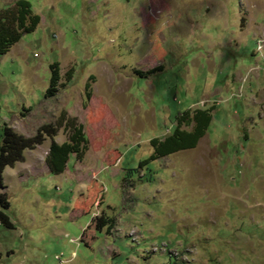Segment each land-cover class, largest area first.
Wrapping results in <instances>:
<instances>
[{
    "label": "rangeland",
    "instance_id": "1",
    "mask_svg": "<svg viewBox=\"0 0 264 264\" xmlns=\"http://www.w3.org/2000/svg\"><path fill=\"white\" fill-rule=\"evenodd\" d=\"M28 1L41 22L0 55V140L65 119L4 172L0 264H264V0ZM210 108L195 148L156 151ZM73 118L88 147L54 175Z\"/></svg>",
    "mask_w": 264,
    "mask_h": 264
},
{
    "label": "trees",
    "instance_id": "2",
    "mask_svg": "<svg viewBox=\"0 0 264 264\" xmlns=\"http://www.w3.org/2000/svg\"><path fill=\"white\" fill-rule=\"evenodd\" d=\"M40 22V16L34 13L32 4L28 0H17L12 6L0 10V55L7 54L15 44L20 42L24 34L34 32ZM57 66L58 64L53 65L54 73L51 78V86L45 97L52 93L53 88L58 83ZM212 111L213 108L198 109L191 115L189 109L179 115L176 119L175 130L164 143L153 140L156 151L162 155H167L172 152L195 148L212 122ZM64 119L62 118L58 125L44 124L40 126L37 133L31 137L18 134L9 125H4L0 140V222L7 228L13 229L14 225L6 213L10 208V201L4 183L6 168L13 167L18 162H23L24 152L34 150L44 142L46 136L54 138L57 135L58 128L63 125ZM184 123L188 126L193 124L192 130H182L181 126ZM66 128H69L72 132L69 141L63 144L53 141L47 159L50 172L54 175L65 171L72 154L80 156L88 147V139L84 134V128L82 125L77 124L74 118L67 120ZM135 172L136 169H129L126 174L127 178L134 176Z\"/></svg>",
    "mask_w": 264,
    "mask_h": 264
}]
</instances>
